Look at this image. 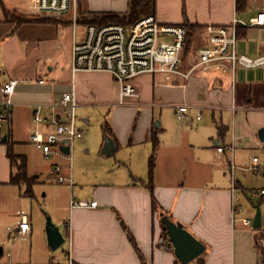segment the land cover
I'll return each mask as SVG.
<instances>
[{"label": "crops", "instance_id": "crops-1", "mask_svg": "<svg viewBox=\"0 0 264 264\" xmlns=\"http://www.w3.org/2000/svg\"><path fill=\"white\" fill-rule=\"evenodd\" d=\"M130 1L78 0L62 17L39 14L37 0H2L9 13L0 7V89L10 79L19 82L12 96L11 118L5 123L13 129L17 120H32L38 112L35 106L55 104L73 85L78 109H114L107 137L113 140L115 149L109 155L102 150V154L116 155L115 159L105 167V175L93 181L88 194L84 182L78 190L69 184L76 197L70 198L67 220L59 219L55 224L67 243V258L75 264H178L173 246L168 250L170 240H164L161 215L165 214L184 224L206 246L202 264H264L257 246L264 250V179L249 169L253 158H258L260 167L264 163V141L259 135L264 129V66L234 68L228 61L198 66L199 50L211 42L208 28L229 27L237 22V42L239 35H247L249 27L241 25L245 21L236 11V0H156L155 17L161 24L193 28L181 64L183 73L192 72L188 79L175 76L169 83L160 75L137 77L132 84L139 97L127 98L133 104L126 107L119 104L120 88L111 74L80 72L73 76L72 47L84 39L86 31L83 25L84 34L77 35L79 24H74L73 17H78L80 11L124 13ZM260 3L258 11L249 16L250 22L264 12V1ZM33 17L56 22H26ZM69 22L74 26V37L68 53L60 55L63 46L59 25ZM49 25L56 28L54 35H44ZM263 55L264 49L256 48L245 56ZM179 104L191 107L185 118L170 128L165 115L172 111L176 115L175 106ZM39 113L51 116L53 112L44 108ZM158 120L161 124L156 127ZM42 126L36 131H49ZM169 129L172 139L161 141L153 172L154 193L162 213L153 209L151 193L144 185L150 178L152 132H158L159 139L164 140ZM2 133L1 127L0 185H8L12 167ZM78 142L86 145L84 137ZM221 146L226 148L223 153L217 150ZM230 147L232 151L227 149ZM72 200L95 201L97 206L72 207ZM257 207L262 224L254 229ZM119 218L133 235L143 259ZM244 220L251 224L246 225ZM18 221L7 228L11 238L10 230ZM32 234L33 227L29 236ZM4 254L3 249L0 259ZM7 256L10 260L4 264H27L14 262L12 252Z\"/></svg>", "mask_w": 264, "mask_h": 264}, {"label": "built area", "instance_id": "built-area-1", "mask_svg": "<svg viewBox=\"0 0 264 264\" xmlns=\"http://www.w3.org/2000/svg\"><path fill=\"white\" fill-rule=\"evenodd\" d=\"M77 2L78 0H37L36 10L42 15L62 17L71 12ZM73 22L77 24L76 16L73 17ZM236 23L234 22L229 27L208 28L211 42L207 47L199 50L198 66L222 61L230 62L234 68L240 66L254 69L264 66V55L251 58L238 54ZM250 25L264 27V12L251 19ZM186 35L187 31L183 25L161 24L154 15L142 17L130 27L120 24H109L102 27L88 25L84 39L75 42L72 47V74L75 76L80 72L109 73L120 88L119 104H133L126 99L139 97L132 80L141 75H160L166 83H169L175 76L185 79L190 77L192 71L186 74L181 71ZM168 38L171 41H167ZM18 84V80L10 79L0 89V132L2 124L11 118V108L14 105L12 96ZM79 106L75 85L55 104L35 106L38 112L34 116V121L46 126L49 131H35L30 141L46 157H50L55 152L65 155L62 152L63 147H68L71 155L75 142L83 137V133L76 126ZM190 107L188 104L176 105L177 118L184 119ZM44 108L52 110V115H41L39 111ZM225 149L221 146L217 150L223 153ZM227 149L232 151L233 147ZM249 169L259 174L262 173L263 168L260 167L258 158L252 159V166ZM54 174L53 179L56 182L60 184L68 182L73 185L72 178L62 176L60 168H56ZM71 206L95 208L97 202L72 200ZM18 214L20 220L10 231L13 241L18 239L25 241L32 231L30 219L24 212ZM244 223L251 224L249 220H244ZM168 250H172L171 244ZM47 264L75 263L68 257L66 261H52Z\"/></svg>", "mask_w": 264, "mask_h": 264}, {"label": "rangeland", "instance_id": "rangeland-1", "mask_svg": "<svg viewBox=\"0 0 264 264\" xmlns=\"http://www.w3.org/2000/svg\"><path fill=\"white\" fill-rule=\"evenodd\" d=\"M260 2L262 0H250L247 10L239 15L245 21V24L241 23V25L249 27L247 35H239L238 38L237 50L240 55H248L256 48L264 49V28L251 27L249 19V16L256 13L259 6L261 7ZM13 15L20 21L21 17ZM71 19H69L70 22ZM70 22L67 25H59L58 35L63 46L60 55L68 53V45L74 37V26ZM55 31L56 28L50 26L48 29H44L43 33L44 35H51L53 32L54 35ZM75 31L81 37L85 31L84 26L79 24ZM51 55L50 52L48 56ZM39 105L44 106V104ZM113 112L114 109L110 107L77 110L76 126L82 131L86 145H78L77 140L70 156L55 152L50 157H46L41 150L31 143V135L43 127L34 121V115H32V120L20 119L15 121L13 129L8 123L2 124L3 133L1 137L12 136L13 141L17 142L14 145V152L27 157V174L30 178L37 177V179H32V196L25 195L28 187L24 184L20 186L0 185V247L5 252L0 259L1 264L9 262L10 258L7 255L10 252H12V259L16 263L47 264L51 260H67V243H64L58 250L51 251L48 245L46 224L48 216L51 217L54 224L59 219L66 221L69 214L67 207H69L70 198L74 197L75 199L76 196L68 182L60 184L53 180L54 170L60 168L62 176L68 174L71 176L73 184L76 185L73 190L75 188L78 190L82 186L80 183L84 182V192L88 194L93 183H95L93 181L97 177L101 178L102 175H105V167L111 164L116 156L106 157L102 154V143L105 138L103 127L106 123L112 126ZM165 116L171 125L170 128H172V124L179 123L174 111L172 114L167 112ZM158 122L161 124V120ZM171 139L172 129H169L164 135V140L160 139V143L161 141L168 142ZM107 161L109 163H106ZM262 167H264V163H262ZM258 175L260 179H264L263 174ZM18 212L28 214L33 227V234L28 236L25 241L21 239L13 241L7 231V228L14 227L18 218L20 220ZM191 264H197V260Z\"/></svg>", "mask_w": 264, "mask_h": 264}, {"label": "trees", "instance_id": "trees-1", "mask_svg": "<svg viewBox=\"0 0 264 264\" xmlns=\"http://www.w3.org/2000/svg\"><path fill=\"white\" fill-rule=\"evenodd\" d=\"M264 1V0H262ZM249 6V0H236V11L238 13H243L247 10ZM0 7L9 13L2 0H0ZM156 14V0H131L129 2L128 10L124 13H116V12H91V11H80L77 17V23L88 26V25H96L97 27H102L109 24H120L127 27L132 26L142 17L154 15ZM21 21V20H20ZM26 22H33V23H53L56 21L47 20V19H40V18H30L26 20ZM187 31L186 35V42L185 46L189 44L191 40V31L193 30L192 26L186 25L184 26ZM105 136H109L111 134V128L108 123H106L103 127ZM152 143L153 152L149 158V169H150V178L149 182L144 186L150 191L152 197V205L155 211H161L163 213L162 208L160 207L154 193L153 188V172L156 164V154L157 150L160 146V139L158 137V132L153 131L150 139ZM7 145V157L10 160L11 167H12V174L9 181L11 185H26L28 190L26 191L25 195L32 196V179H37V177L30 178L27 174V165L28 160L27 157L24 155H18L14 152V145L15 143L11 141L10 137L8 136L7 141L5 142ZM35 183V182H34ZM165 215V214H164ZM124 230L127 232L129 241L136 249L138 255L141 259L143 256L136 244V241L133 235L130 233L124 222L119 218ZM164 240L169 241V237L167 232H164ZM260 253L263 255L264 258V250L257 244ZM202 257V256H201ZM201 257L197 259V264H202ZM180 262H178L179 264ZM181 264V263H180ZM191 264V263H190Z\"/></svg>", "mask_w": 264, "mask_h": 264}, {"label": "water", "instance_id": "water-1", "mask_svg": "<svg viewBox=\"0 0 264 264\" xmlns=\"http://www.w3.org/2000/svg\"><path fill=\"white\" fill-rule=\"evenodd\" d=\"M160 123H156L159 127ZM260 138L264 141V129L259 132ZM7 136L2 139L6 142ZM115 149L113 140L109 137L106 138L103 153L106 155L111 154ZM62 151L65 154H70L68 147H63ZM264 175V173H263ZM161 224L165 232H167L170 243L173 246V251L178 261L181 264H190L201 257L206 252V246L198 240L187 227L178 221H173L169 215H161ZM262 218L260 209L257 207V213L254 218L253 228L258 229L261 227ZM46 233L48 245L54 252L58 250L64 243L65 238L61 234L59 228L53 223L50 216L47 217ZM3 248L0 247V257L2 256Z\"/></svg>", "mask_w": 264, "mask_h": 264}]
</instances>
